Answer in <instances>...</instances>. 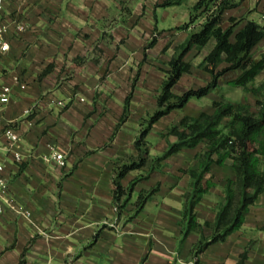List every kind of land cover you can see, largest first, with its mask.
Masks as SVG:
<instances>
[{"label": "crops", "instance_id": "0c3cea01", "mask_svg": "<svg viewBox=\"0 0 264 264\" xmlns=\"http://www.w3.org/2000/svg\"><path fill=\"white\" fill-rule=\"evenodd\" d=\"M197 1H5L1 16L11 22L10 47L0 51V93L6 85L11 93L7 103L0 102V162L14 205L0 212V264H195L192 249L200 234L182 240L185 194L192 182L185 170L198 167L197 154L206 142L173 153L159 168L145 165L128 172L124 186L139 179L121 214L112 178L120 158L138 154L135 140L142 120L157 109L169 61L200 23L183 27ZM236 1L238 6L224 12V27L235 16L241 19L237 30L248 19L258 21L253 13L264 21V0ZM20 22L24 30L17 29ZM214 44L192 47L186 56L191 71L182 75L175 93H182L178 86L210 81L201 63ZM231 71L234 78L240 72ZM221 78L208 94L191 98L153 124L147 136L151 157L177 140L167 131L183 116L213 112L214 100L231 101L222 95L232 79ZM126 105L129 116L122 121ZM8 127L19 141L5 134ZM54 150L65 153L66 165L46 160ZM233 163L228 157L212 165L215 184L195 207L201 223L215 220L226 182L236 176ZM153 188L145 206L128 220L140 193ZM263 225L264 192L240 228L205 249L200 264H237L250 243L245 264H264ZM204 232L209 236L212 228L204 226Z\"/></svg>", "mask_w": 264, "mask_h": 264}, {"label": "trees", "instance_id": "16d2710c", "mask_svg": "<svg viewBox=\"0 0 264 264\" xmlns=\"http://www.w3.org/2000/svg\"><path fill=\"white\" fill-rule=\"evenodd\" d=\"M238 4L236 0H198L192 6L191 18L183 27H190L203 14L206 18L198 27L191 29L186 43L179 47L169 61L166 77L157 95V109L142 120L143 127L136 137L138 154L125 160L120 158L112 178L113 200L121 214L139 179L138 177L129 186H124L122 179L128 172L145 165H150L151 169L159 168L173 153L196 147L202 141L206 142L207 148L197 154L198 167L185 170L191 175L192 182L190 191L185 194L182 240L192 232L200 234L192 249L195 264H200V255L210 244L225 241L242 226L250 205L264 192V81L258 85L253 84L257 75L264 69V54L256 57L253 53L254 48L264 38V21L248 19L244 26L237 30L240 21L231 18V24L224 27V12ZM211 40H215V44L201 63L211 74L210 81L202 86L184 89L182 93H175L174 86L182 75L190 72L192 68V63L186 59L187 54L192 47L201 49ZM153 42L154 40L151 44ZM224 62L227 64L220 67ZM231 70L240 71L231 83L254 94L257 107L254 109L248 103L214 100L213 112L202 111L197 116L185 115L178 123L168 127V134L175 135L177 140L170 142L164 153L151 157L147 136L153 124L172 110L186 106L191 98L208 94L219 85L220 77ZM128 116L129 106L126 105L122 121ZM228 157L234 160L236 176L226 182L225 201L219 207L215 220L203 224L198 220L195 207L215 184L214 174L211 172L212 165H221ZM156 189L140 193L136 210L128 220L145 206ZM204 226L212 228L209 236L205 234ZM98 236L99 230L94 240ZM251 246L250 243L241 253L237 264L246 263Z\"/></svg>", "mask_w": 264, "mask_h": 264}, {"label": "built area", "instance_id": "2783aa9c", "mask_svg": "<svg viewBox=\"0 0 264 264\" xmlns=\"http://www.w3.org/2000/svg\"><path fill=\"white\" fill-rule=\"evenodd\" d=\"M6 0H0V51H7L10 47V41L8 38V32L11 27V22L6 20L1 16L2 11L5 7ZM206 15H203L199 20L200 22L204 21ZM18 30H24L25 24L20 22L17 23ZM11 87L6 85L2 88L0 93V102L7 103L10 100ZM5 134L14 142L20 140L18 133L12 128L8 127L5 130ZM46 160L51 162H56L58 165H66V155L64 152L59 150L52 151L47 157ZM5 164L0 162V212H3L6 209L7 205H14L13 200L9 196V178L5 174ZM18 209L21 212H24L23 207L19 206Z\"/></svg>", "mask_w": 264, "mask_h": 264}, {"label": "rangeland", "instance_id": "374dc122", "mask_svg": "<svg viewBox=\"0 0 264 264\" xmlns=\"http://www.w3.org/2000/svg\"><path fill=\"white\" fill-rule=\"evenodd\" d=\"M243 10V9H242ZM242 10H240L241 12H243ZM248 11V10H247ZM247 11H245L243 14H239L237 15V17H242ZM253 10L250 9L249 11V14L252 12ZM204 15V14H203ZM202 15V16H203ZM251 16H255L257 17V19H259L258 21H260L262 19V17L260 16L258 18L257 15H255L254 13L251 14ZM236 18V16L234 17ZM201 20V19H200ZM199 20V21H200ZM241 21V19L239 20ZM260 22H263V19L260 21ZM228 22L225 20V24H227ZM263 45H264V42H263ZM208 48V47H207ZM205 48V49H207ZM263 48L264 49V46H257L255 48V50L253 51L254 53V56H261L264 52H262L260 49ZM204 52H202L203 54ZM195 68L194 69V72L196 74H199L201 72V70ZM204 69V68H203ZM204 71H206L204 69ZM207 72V71H206ZM237 74L234 72V71H231V72H226V74H223V76H221L223 80L225 81H228V80H231L233 79ZM264 79V71L261 72L257 78L255 79L254 83L253 84H259L261 81L260 80H263ZM229 88L227 90H225V92L223 93L222 97H226L227 100H231L232 102H241L243 104L245 103H248L250 104L254 109L257 107L256 105V96L254 94H252L251 92H248L246 91L243 87L241 86H234V85H229L228 86ZM180 89V90H179ZM179 91H183L184 88L178 86V89Z\"/></svg>", "mask_w": 264, "mask_h": 264}]
</instances>
